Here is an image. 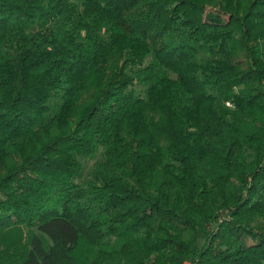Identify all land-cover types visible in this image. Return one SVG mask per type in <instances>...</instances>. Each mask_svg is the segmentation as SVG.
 Masks as SVG:
<instances>
[{"label": "trees", "instance_id": "16d2710c", "mask_svg": "<svg viewBox=\"0 0 264 264\" xmlns=\"http://www.w3.org/2000/svg\"><path fill=\"white\" fill-rule=\"evenodd\" d=\"M0 264H264V0H0Z\"/></svg>", "mask_w": 264, "mask_h": 264}, {"label": "rangeland", "instance_id": "374dc122", "mask_svg": "<svg viewBox=\"0 0 264 264\" xmlns=\"http://www.w3.org/2000/svg\"><path fill=\"white\" fill-rule=\"evenodd\" d=\"M99 159H100L99 155L95 156V158H80L83 164V171L79 177L81 182L88 179L92 165ZM203 243H204V238L201 235V238L197 245L198 249L203 246Z\"/></svg>", "mask_w": 264, "mask_h": 264}, {"label": "built area", "instance_id": "2783aa9c", "mask_svg": "<svg viewBox=\"0 0 264 264\" xmlns=\"http://www.w3.org/2000/svg\"><path fill=\"white\" fill-rule=\"evenodd\" d=\"M226 105H227L228 107H231V104H230V103H226Z\"/></svg>", "mask_w": 264, "mask_h": 264}]
</instances>
